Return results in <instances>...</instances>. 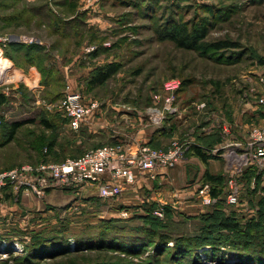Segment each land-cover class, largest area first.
<instances>
[{"label": "rangeland", "instance_id": "1", "mask_svg": "<svg viewBox=\"0 0 264 264\" xmlns=\"http://www.w3.org/2000/svg\"><path fill=\"white\" fill-rule=\"evenodd\" d=\"M42 2L37 0L35 3L40 5ZM162 2L163 11L159 12L160 15L164 12L166 17L171 14L168 11L170 7L181 5L185 7L184 15L182 14L185 21L204 23L211 17L207 41L212 44L231 41L239 47L224 50L219 59L195 50L179 48L172 40L156 38L155 26L151 27L150 20L137 14L138 9L130 4L133 3L132 0H102L89 11L93 32L89 43L90 55L86 59L89 64L69 70L68 73L60 69L63 79L59 81L55 94L48 95L47 100H44L43 97L46 96L43 94V85L33 88L24 84V90L18 84L0 87L3 93L6 87H10L8 103L0 107V169L36 164L46 159L62 162L69 157L74 158L88 150L119 141L149 143L145 137L154 132H165L159 135L163 138L157 148L166 149L175 140L184 141L191 137L196 141L203 134L221 132L223 122L230 124L232 140H243L252 127L264 124V104L260 102L264 99V82L261 81L264 79V0ZM56 9L61 11L58 7ZM128 28L131 30L125 32ZM34 30L48 32L45 27L39 28L36 24L20 28L25 34ZM48 36L50 43L58 39L51 37L49 32ZM101 48L108 50L94 57L93 54ZM112 61L122 63L121 72L102 87L87 85V79L97 66ZM6 78L4 77L5 80ZM171 80H180L181 85L184 80L188 83L182 96H178L177 92L184 120L170 118L161 127H153L148 123L146 125V108L153 104L155 96L161 94L164 84ZM68 85L81 92L87 103L96 100L101 104L90 123L76 132L70 129L59 110ZM253 87L255 92H251ZM202 103H206L207 107L199 110L197 105ZM43 121L49 122L52 128H47ZM17 122L27 123L18 129L12 141L2 146L10 137L11 125ZM231 139L226 140L225 144L230 143L228 141H232ZM208 167L220 168L223 174L228 169L224 158L213 159L206 165L197 156L186 155L183 161L169 171L172 173L174 189L186 191L196 186L198 188L203 181H196V173ZM253 182L254 179L250 185L244 186L242 204L229 208L227 213H235L245 225L257 218L264 225V180L261 178L260 184H255L254 187ZM145 189L143 187L144 195L147 196ZM58 191L55 195L63 200L53 201L48 193L42 199L27 198L25 205L0 201V211L4 210V216H0V234L5 235L17 229L24 232L23 235L12 232L15 234L13 237L18 236L17 240L13 238V250L8 251L7 245L3 247L4 243L2 244L0 264H17L18 261L11 259L12 254L9 253L24 255V246L30 242L35 229L55 232L64 227L69 231V251L72 253L54 261L45 260L41 264H150L157 253L153 246L146 250L143 248L148 242L142 244L139 250L142 254L134 256L118 251L116 253L112 249L101 252L98 251V244L86 241L77 244L76 240L87 237L88 234L95 235L98 227L112 222L126 225V231H134L135 235H139L138 241L142 242L143 235L137 228H144L148 223L145 218L150 214L152 204L128 206L119 203L120 198L119 201L100 199L92 188ZM187 201L194 202V207L197 204L194 199ZM220 203L222 207L228 208L225 200ZM10 206H18L10 210L14 211L13 214L8 213ZM172 209L173 217H167L165 213L164 218H158L166 226L164 232L175 237L197 234L203 227L198 213H212L215 208L193 210L191 206L183 204ZM125 238L132 240L129 235ZM16 246L20 251H17ZM113 246L115 245H109ZM86 248L91 250L76 252L77 249ZM227 254L223 264H235L239 259L237 251L232 248L227 250ZM206 256L202 257L205 264H216L206 260ZM166 260L161 264H166Z\"/></svg>", "mask_w": 264, "mask_h": 264}, {"label": "trees", "instance_id": "2", "mask_svg": "<svg viewBox=\"0 0 264 264\" xmlns=\"http://www.w3.org/2000/svg\"><path fill=\"white\" fill-rule=\"evenodd\" d=\"M40 1H43L40 5H31L28 3V0H0V33H4L9 28H29L33 24H36L39 28L45 27L51 37L55 36L58 38L57 41L51 44L50 50H48L47 46L39 44L24 45L20 43H8L4 46L5 58L10 59L16 66L24 69L33 66L39 70L41 73V86L45 87L43 94L46 97H43V99L47 100L48 95L51 96L56 93L57 85L63 79L59 67L51 64L48 65V61L52 60L53 53L58 51L61 55H64L67 50H70L72 45L76 48L86 41L90 43L91 33L93 32L86 21L87 16L76 14L79 0ZM132 2L130 4L134 9H138L137 14L141 15L144 19L150 20L151 27L155 26L154 33L158 40L169 39L179 48L195 50L208 56L217 57L218 59L222 57L221 54H223L224 50L239 47L237 43L231 41L214 44L207 41L210 25L212 24L211 17L204 23L201 21L199 23H197L198 21L189 22L185 21V17L182 16L185 7L181 5L170 7L168 11L171 14L165 17L164 12L162 15L159 13L163 11V8H161L163 5L162 0H132ZM53 6L54 8H60L61 11L59 12L56 8L53 9ZM166 9L167 7L164 10ZM9 12H11L10 17L8 16ZM71 16L74 17L70 18ZM128 30L131 29L128 28L124 31ZM0 46H2L1 43ZM107 50L106 48H101L93 56L96 57ZM121 64L120 62L112 61L97 66L87 79V85L94 88L102 87L112 77L121 72ZM187 85V80L182 81L178 96H182L186 92ZM19 87L23 90L25 88L24 84H20ZM48 99L50 101V97ZM8 100V97L0 91V107L7 104ZM228 116L231 117L230 114ZM64 119L68 122L66 117ZM26 123H13L10 128V137L2 143V146L12 141L18 129ZM43 124L47 128H52V125L47 121H43ZM161 134H165V132H161ZM195 140L199 146L192 147L187 155L197 156L206 165L214 157L206 152L204 148L211 151L224 143V139L219 131L211 135L203 134ZM148 144L157 148L160 142L159 140H155ZM44 161L48 162L50 160L46 159ZM14 168L0 170H11ZM255 177H257V185H259L261 177L257 175L256 168L251 166L245 170L241 177V182L244 186L250 185ZM225 181L226 176L224 174H213L210 170H206L203 183H210L213 188V195L219 197L220 200L217 205L213 206L215 209L212 213L205 212L198 215L201 219L200 221L203 223V227L197 234L173 237L168 232H164L166 226L153 214L154 210L158 208V204L153 203L149 208L150 214L145 218L148 223H146L144 228H137L139 233L143 235L142 242L138 241L139 235H135L134 231H126V225L110 222L98 227L95 235L91 236L88 234L87 237L83 236L85 239H77L76 243L80 244L86 241V243L98 244V251L101 252L112 249L116 253L118 251L128 255L140 256L142 253L140 254L139 250L143 246L142 244L148 242L143 248L146 250L153 246L157 253L156 255L154 254L155 256L150 261V264H161L165 259H167L166 264H205L206 262L202 259L203 255H207L206 260L208 261L223 264L227 259V250L229 248L237 251L239 255V259L235 264H264V225L259 222V218L252 219L251 222L245 225L240 222L235 213H227L226 209L222 207V203H220L225 200ZM9 191L13 194L12 189H9ZM165 211L167 217H173L174 211L172 207L169 205L165 206ZM60 229L55 232L42 231L43 229L38 231L35 229V232L31 234L32 238L30 242L24 246L26 253L15 256L10 252L9 254H12L11 259L18 261L17 264H41L45 260L54 261L65 255H70L72 252L69 251V231L67 232L65 227ZM12 232L24 234L19 229L12 230L10 233ZM10 233L5 235L0 234V254L1 246L4 242L7 243L8 251L13 250L14 242L18 239V236L13 237L15 234L12 233L11 235ZM128 235L132 240H126L125 236ZM143 239H146V241ZM111 244L115 246L109 247ZM207 247L209 249H206ZM85 250L91 249H77L76 252H83ZM32 261L33 263H31Z\"/></svg>", "mask_w": 264, "mask_h": 264}, {"label": "built area", "instance_id": "3", "mask_svg": "<svg viewBox=\"0 0 264 264\" xmlns=\"http://www.w3.org/2000/svg\"><path fill=\"white\" fill-rule=\"evenodd\" d=\"M101 1L85 0L84 4L90 10ZM0 41L8 42V39L0 37ZM33 41L39 42L37 39ZM90 50L89 48V52ZM17 72L11 68L6 80L1 73L0 87L7 84L14 86L23 84L20 73ZM261 81L264 82V79ZM180 87V80H171L164 84L162 93L155 96L153 104L146 108L144 115L146 125L148 123L153 127H161L170 118L184 120L183 110L177 97ZM9 90L10 87H6L4 91L6 96L9 95ZM255 91L253 87L251 92ZM64 95L59 110L68 119L70 129L79 131L90 123L91 117L100 109L101 104L96 100L87 103L82 93L75 91L70 85L66 87ZM260 102L264 104V99ZM206 107V103L197 105L199 110H204ZM221 135L224 139L223 144L211 151L203 148L213 157L226 160L228 173L225 171L224 193L228 206L225 209L229 211V208L239 207L242 204L244 184L241 182V177L245 170L254 166L257 175L264 180V124L252 127L243 140H232L231 126L223 122ZM229 139L232 141L225 144ZM194 146L199 144L191 137L184 141L175 140L167 149H157L148 143L136 140L128 143L119 141L88 150L81 157H69L62 162L43 161L39 164H25L11 170H0V193L12 189L17 195L26 192L42 199L51 191L92 188L96 190L100 199L118 200L123 195L125 187L135 185L142 178H155L157 174L176 167ZM255 184L257 177L254 178L253 187ZM195 200L200 207L211 208L218 204L220 198L213 195L210 183H202L197 188ZM167 205L169 204H160L153 214L164 218ZM3 245L5 247L6 242ZM16 249L20 251L18 246Z\"/></svg>", "mask_w": 264, "mask_h": 264}, {"label": "crops", "instance_id": "4", "mask_svg": "<svg viewBox=\"0 0 264 264\" xmlns=\"http://www.w3.org/2000/svg\"><path fill=\"white\" fill-rule=\"evenodd\" d=\"M37 0H28V2H31L33 4H36ZM85 0H80L77 7V15H86L87 16V23L90 25V17H89V11L86 7H83V2ZM85 6V4H84ZM11 12L8 13V16L10 17ZM4 16V15H3ZM74 16H71L70 18H73ZM20 29H17L16 27L9 28L8 30H5L4 33H0V37L3 39H8V42L0 41V52L2 54V57L4 60H8L10 62L11 68L18 71L17 73H20L19 76L22 78L23 84L30 87H37L41 85V73L36 67H29L28 69H24L21 67L16 66L10 59L5 58L4 56V46H6L8 43H20L24 45H45L48 47V50H50L51 44L48 40V32L47 31H35L30 34L20 33ZM46 36V37H45ZM34 39H37L39 42L33 41ZM77 48V49H76ZM72 45L70 47V50H67L64 55H61L58 52L53 53L52 60L48 61V65H53L55 67H59L60 69L64 70L65 73H68L69 70H72L74 68L88 65L89 63L86 61V59L89 58L90 52H89V42L86 41L85 45L82 44L79 47H76ZM76 49V50H75ZM86 69V68H85ZM161 133H150L149 137H145L147 142H153L162 139L163 137H159ZM146 135V134H145ZM165 136V135H164ZM143 138V136L141 135ZM139 138V136H138ZM200 161H202L200 158H198ZM213 159H217V157H214ZM210 159L209 162H211ZM204 163V161H202ZM208 162V163H209ZM209 165V164H208ZM210 170L213 174H223V171L221 169L217 168H207ZM206 169V170H207ZM206 170L196 173V181H203L204 174ZM170 171V170H169ZM169 171H164L161 174H157L155 178H142L140 179L135 185L133 186H127L124 189L123 195L120 197L119 203H122L123 205H134V204H153L156 203L158 206L160 204H169L173 207L177 208L179 205L187 204L193 208V210H200L204 209L203 207H200L198 204L194 207V202L187 201L190 199L196 198V192H197V186L196 188H193L191 190L181 191L174 189L173 179H172V173L170 174ZM174 174V173H173ZM225 174V171H224ZM203 183V182H202ZM143 187H145V191L147 196L144 195ZM173 188V190H172ZM173 191V192H172ZM56 192L59 191H51L50 198H53V201H58L61 199V197H57L55 195ZM34 198L32 194L23 192L19 195L13 193L9 190L4 191L3 193H0V201L1 203H8V204H14V203H21L23 205L26 204L27 198ZM37 198V197H36ZM56 199V200H55ZM63 200V198L61 199ZM67 198L65 202H67ZM64 202V201H62ZM16 205V204H14ZM121 205V204H120ZM18 206H10L9 214H13L10 211L15 209ZM4 210L0 211V216H4ZM7 213V214H8ZM200 214V213H198ZM6 218V217H5Z\"/></svg>", "mask_w": 264, "mask_h": 264}, {"label": "bare ground", "instance_id": "5", "mask_svg": "<svg viewBox=\"0 0 264 264\" xmlns=\"http://www.w3.org/2000/svg\"><path fill=\"white\" fill-rule=\"evenodd\" d=\"M10 72H11V65L8 61L3 59L0 52V74L2 73L4 78V77H9Z\"/></svg>", "mask_w": 264, "mask_h": 264}]
</instances>
